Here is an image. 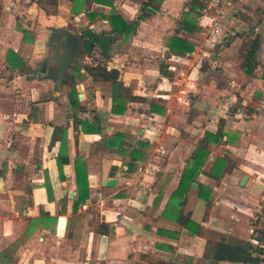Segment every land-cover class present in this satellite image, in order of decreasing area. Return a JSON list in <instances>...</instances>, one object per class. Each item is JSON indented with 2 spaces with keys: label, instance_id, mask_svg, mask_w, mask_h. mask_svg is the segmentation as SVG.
Segmentation results:
<instances>
[{
  "label": "crops",
  "instance_id": "1",
  "mask_svg": "<svg viewBox=\"0 0 264 264\" xmlns=\"http://www.w3.org/2000/svg\"><path fill=\"white\" fill-rule=\"evenodd\" d=\"M55 1L46 13L36 0H0V264H240L209 263L203 252L211 232L249 240L264 224V0H239L263 15L252 31L260 36L252 77L232 61L251 25L228 29L217 44L197 20L199 30L188 36L192 52L168 51L187 0H162L128 38H116L103 15L114 7L131 21L146 0ZM8 49L15 69L6 62ZM94 59L118 69L123 84L146 102L129 103L123 115L111 113L110 84L92 82L81 68L77 119L96 116L103 134L125 132L147 142L148 156L135 172H126L127 158L98 143L100 134L73 127L61 73ZM50 68L56 79L48 76ZM151 100L165 112H146ZM55 127L66 128L56 131L59 140H53ZM218 127L220 143L207 146L183 207L203 227L198 236L174 219L178 206L170 195L199 140ZM58 155L70 162L59 166ZM76 155L86 164L89 197L73 212ZM218 158L224 159L216 165ZM111 165L117 166L116 184L108 187ZM199 184L213 192L207 218Z\"/></svg>",
  "mask_w": 264,
  "mask_h": 264
},
{
  "label": "trees",
  "instance_id": "2",
  "mask_svg": "<svg viewBox=\"0 0 264 264\" xmlns=\"http://www.w3.org/2000/svg\"><path fill=\"white\" fill-rule=\"evenodd\" d=\"M37 4L48 13L47 6L56 3L55 0H36ZM162 0H146L139 8V14L131 21H125L118 14L117 10L112 7L107 15H103L108 20L111 30L110 32L119 37H130L136 32L140 21L154 14L159 10ZM187 9L182 11L177 19V25L172 35L167 38L168 51L174 55H184L185 53L192 52L194 44L188 40V36L194 31L199 30L197 20L199 18V8L201 7V0H187ZM73 12H77L76 8H72ZM90 20H93L95 15L87 13ZM243 22V21H242ZM24 35L27 31L22 30ZM253 27H251L244 37L240 40L237 48L232 55V61L238 65L240 70L252 77L255 75L257 68L256 55L260 47V36L252 34ZM80 40L84 38L82 35ZM228 38V37H227ZM14 51L8 49L6 62L8 67L15 69L16 64L13 60ZM19 71H24L23 63L18 60ZM83 68L87 77L92 82H107L110 84L112 91L110 112L118 115H123L128 104L131 102H146L144 97L134 95L123 84L120 78V71L116 68H108L107 64L102 60L94 59L93 62L83 64L75 62L74 65L69 66L67 71L61 73L60 84L67 87L66 94L70 107L74 110L72 115L73 127H81L84 133L100 134L98 143L107 151L114 152L116 155L127 158L123 163L127 166V173L135 172L138 169V163L145 160L148 156L149 144L143 140L134 144L135 137L125 132H111L107 134L102 133V123L98 117H93L92 120L77 119V111H81L83 107L78 104L76 85L79 81L84 79L80 73ZM160 71L167 74L165 67L161 66ZM48 76L56 79L58 74L54 68H50ZM264 77V71L262 72ZM148 113H164L165 109L156 101L151 100L148 104ZM221 122V120H220ZM64 131L66 128L55 127L53 140L58 139L59 135L56 131ZM223 133L221 128L214 133L205 132L204 136L199 140L198 145L195 147L190 159L187 162L185 169L182 171L176 189L171 193L170 198L176 200L178 209L175 211L174 219L180 224L182 228L187 229L190 233L201 236L204 233L203 227L194 222L190 218L189 213H183V207L186 202V194L191 188V182L197 180L201 168L204 166L206 158L209 154L207 146L214 142L220 143V138ZM76 137V135H74ZM59 140V139H58ZM224 158L216 159L215 163L223 161ZM69 158L66 155H58L57 163L59 166L69 163ZM75 181L77 187L76 198L73 201L72 211L75 212L78 206L84 204L85 200L89 197V187L87 181L86 164L84 159L76 155L73 160ZM214 163V164H215ZM219 164V163H218ZM157 186V179L155 180L154 187ZM198 197L206 200L207 207L204 218L209 214V206L212 204L213 192L210 188L199 184L197 187ZM162 216H168L166 211L162 212ZM259 217L264 218V204L260 208ZM203 259L209 263H218L222 261L236 262L240 264H261L264 263V224L260 228H254L249 240H231L216 232H211L206 240L203 252ZM150 264H165L161 262H151Z\"/></svg>",
  "mask_w": 264,
  "mask_h": 264
},
{
  "label": "built area",
  "instance_id": "3",
  "mask_svg": "<svg viewBox=\"0 0 264 264\" xmlns=\"http://www.w3.org/2000/svg\"><path fill=\"white\" fill-rule=\"evenodd\" d=\"M232 8V0H201L198 23L212 43L221 44L227 38L224 22Z\"/></svg>",
  "mask_w": 264,
  "mask_h": 264
},
{
  "label": "rangeland",
  "instance_id": "4",
  "mask_svg": "<svg viewBox=\"0 0 264 264\" xmlns=\"http://www.w3.org/2000/svg\"><path fill=\"white\" fill-rule=\"evenodd\" d=\"M234 5H235L234 9L231 10V13H233V17L229 16L224 22L227 33H229L230 29L236 30V27L240 25L247 24V25H251L253 28L257 26L258 23L257 17L263 16L260 13V11H255L245 2L239 0H234Z\"/></svg>",
  "mask_w": 264,
  "mask_h": 264
},
{
  "label": "water",
  "instance_id": "5",
  "mask_svg": "<svg viewBox=\"0 0 264 264\" xmlns=\"http://www.w3.org/2000/svg\"><path fill=\"white\" fill-rule=\"evenodd\" d=\"M232 39H234V36L232 37ZM78 98L79 99L82 98V93L81 92L78 94ZM138 134H139V136H141L142 131H140ZM138 142H139V139H136L135 140V144H137ZM116 169H117V166L116 165H111L110 170L108 172L109 179H107L106 181H104V185H106L108 187H113L116 184V179L114 178V175L116 173ZM245 179H246V176H243L241 178V182H240L241 185L244 184ZM192 185H196V183L193 182ZM69 196L72 197L73 196V193L72 192H69Z\"/></svg>",
  "mask_w": 264,
  "mask_h": 264
}]
</instances>
